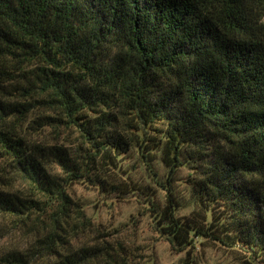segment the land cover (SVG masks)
Wrapping results in <instances>:
<instances>
[{"label":"trees","instance_id":"16d2710c","mask_svg":"<svg viewBox=\"0 0 264 264\" xmlns=\"http://www.w3.org/2000/svg\"><path fill=\"white\" fill-rule=\"evenodd\" d=\"M78 183L141 200L176 252L264 264V0H0V222L26 239L0 264H89Z\"/></svg>","mask_w":264,"mask_h":264},{"label":"rangeland","instance_id":"374dc122","mask_svg":"<svg viewBox=\"0 0 264 264\" xmlns=\"http://www.w3.org/2000/svg\"><path fill=\"white\" fill-rule=\"evenodd\" d=\"M75 136L70 129H60L57 134L56 130L52 132L50 128H46L38 135L31 134L30 138L73 149L77 143ZM153 166L159 174H163L162 164L158 160ZM121 171L137 182L152 185L135 152L129 153L121 163ZM188 174L187 169L181 168L177 178L185 182ZM178 184V190L184 193L185 198L182 203L184 208L177 215L187 216L191 210L188 189L180 181ZM69 194L91 222V227L83 231L69 249L72 251L79 246L91 247L93 255L89 264H241L243 257L237 252L200 240H196L189 253L176 252L157 232L146 206L132 195L115 194L108 197L101 195L95 188L80 183L72 185ZM2 223L0 222V248L26 242L23 235L15 233Z\"/></svg>","mask_w":264,"mask_h":264}]
</instances>
